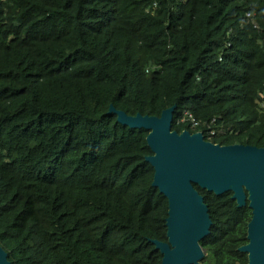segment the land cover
Segmentation results:
<instances>
[{
  "label": "trees",
  "instance_id": "obj_1",
  "mask_svg": "<svg viewBox=\"0 0 264 264\" xmlns=\"http://www.w3.org/2000/svg\"><path fill=\"white\" fill-rule=\"evenodd\" d=\"M250 14V18L247 17ZM264 0H0V246L9 264H161L167 199L144 129L264 148ZM185 112L200 122L191 129ZM200 264H247L248 202L193 185Z\"/></svg>",
  "mask_w": 264,
  "mask_h": 264
},
{
  "label": "water",
  "instance_id": "obj_2",
  "mask_svg": "<svg viewBox=\"0 0 264 264\" xmlns=\"http://www.w3.org/2000/svg\"><path fill=\"white\" fill-rule=\"evenodd\" d=\"M173 106L159 118L126 115L110 108L117 122L130 129L148 132L146 142L152 155V186L167 199V242H152L162 254L161 264H200L205 256L200 241L209 234L211 220L203 198L193 185L222 195L232 192L238 208L248 207V243L239 248L247 264H264V148L220 146L205 141L201 133L171 131ZM0 264H9L0 246Z\"/></svg>",
  "mask_w": 264,
  "mask_h": 264
},
{
  "label": "built area",
  "instance_id": "obj_3",
  "mask_svg": "<svg viewBox=\"0 0 264 264\" xmlns=\"http://www.w3.org/2000/svg\"><path fill=\"white\" fill-rule=\"evenodd\" d=\"M247 17L250 18V14H247ZM256 102H257V105L259 107V109L261 110V112L264 113V83L261 85V87L257 90L256 92ZM180 122L181 123H186L190 126L191 129H198L201 124L200 122H198L191 113H188V112H185L183 114V116L181 117L180 119ZM214 122L215 120L213 119L212 121H210L209 123H206L205 124V129H206V134L205 136L207 138L204 137L203 133L202 132H197V133H201L205 139V141H208L210 142V140L212 138H214L218 133H219V130H215L213 127H214Z\"/></svg>",
  "mask_w": 264,
  "mask_h": 264
}]
</instances>
